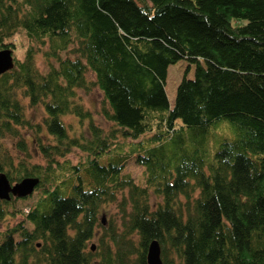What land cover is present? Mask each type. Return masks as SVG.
Segmentation results:
<instances>
[{
	"label": "trees",
	"instance_id": "trees-1",
	"mask_svg": "<svg viewBox=\"0 0 264 264\" xmlns=\"http://www.w3.org/2000/svg\"><path fill=\"white\" fill-rule=\"evenodd\" d=\"M18 30L31 44L0 76V174L37 178L40 193L24 215L31 228L2 234L0 264H146L154 240L162 264H264V0H0V51L14 50L6 41ZM70 45L73 58H61ZM181 61L194 74L170 107L167 70ZM93 88L107 134L78 102ZM39 106L32 123L25 108ZM23 130L44 165L29 163ZM146 135L126 153L144 170L139 187L122 175L116 139ZM75 151L78 165L65 160ZM12 199L0 201V220L14 216ZM112 204L120 224L104 228L100 210Z\"/></svg>",
	"mask_w": 264,
	"mask_h": 264
},
{
	"label": "rangeland",
	"instance_id": "rangeland-1",
	"mask_svg": "<svg viewBox=\"0 0 264 264\" xmlns=\"http://www.w3.org/2000/svg\"><path fill=\"white\" fill-rule=\"evenodd\" d=\"M21 1V0H17ZM6 43H10L14 45V50H12V58L22 61L25 55V51L27 50L29 44L28 40L25 37V34L22 30H18L10 39L6 41ZM73 45H70L68 50L61 52L60 56L61 58H73L72 55H70V50L73 48ZM47 45L42 48V51H46ZM52 64L56 66L54 61H51ZM35 63L38 68V70L42 73H45L48 68L47 64L42 57L41 54H38L35 58ZM189 65L181 61L177 63L176 65L170 66L167 70V76H166V83H165V94L168 100V104L170 107L173 106L174 98H175V92L178 84L182 80L183 76L186 73V78L191 80L193 78L194 74V67L190 66L188 72L187 67ZM87 79L90 81H93V76L91 74H87ZM78 96V102L83 106V108L86 111H89L91 114L92 120L94 121L95 125L100 127L105 134H107L112 129V124L108 123L104 120V118L101 115V108L103 107V97L101 92L97 88H93L90 92H84V91H77ZM25 115L26 118L31 121L32 123H39L41 119L44 117V111L42 107H36V108H25ZM63 121L66 125H70L71 129L74 133V135H83L85 137H89V133L87 130L86 123H83V125H79L77 120L73 117H63ZM222 126L227 127L226 124H223ZM72 133V134H73ZM22 137L25 139V142L27 143V146L29 148V152L31 155V160L29 161L30 164H40L44 165V161L41 158V156L35 151L32 138L30 134L23 130L21 131ZM45 137V136H43ZM146 136L141 137L140 139L136 141H123L121 139H116V143H123L125 145L123 149V154L127 157V161L125 163V167L122 171V175L129 176L135 185L139 187L145 186V177H144V170L139 167L135 161L134 156L128 155L126 153H129V150L133 148L137 143L145 142ZM220 139L214 144L217 145L219 143ZM15 140L11 138H6L1 141L2 146L4 149H6L7 155H9L14 162H17L21 158H23V155L18 152L15 148ZM215 149V148H214ZM214 150H209V154L206 158L207 162L212 161V155ZM65 160L71 162L72 165H78V163H81L84 161V156L75 151L72 154L68 155ZM62 160H60L61 162ZM39 191H33L31 195L24 199H12L14 202H10V205L7 207L8 213H13L14 216H6L4 220H0V242L2 241L1 236L3 233L9 231L13 227H15L18 224H23L26 228L30 229V225L24 221V215L29 210V208L35 203V201L39 197ZM159 202L158 199H156L152 194H150L149 197V205L153 209L155 206V203ZM99 221H101L104 228L108 227L110 224H116L117 226L120 224V215L117 209V204H112L103 207L100 210V214L98 217ZM100 230L96 232V235L94 239L90 242L89 246L97 245V239L100 234Z\"/></svg>",
	"mask_w": 264,
	"mask_h": 264
},
{
	"label": "water",
	"instance_id": "water-1",
	"mask_svg": "<svg viewBox=\"0 0 264 264\" xmlns=\"http://www.w3.org/2000/svg\"><path fill=\"white\" fill-rule=\"evenodd\" d=\"M14 67L12 51L3 49L0 51V76L11 71ZM37 178H24L21 181L10 184L4 174H0V201L9 202L12 198L24 199L31 195L38 186ZM103 223V222H102ZM95 246L91 245V251L94 252ZM146 264H162L160 258V247L157 241H152L147 246Z\"/></svg>",
	"mask_w": 264,
	"mask_h": 264
}]
</instances>
